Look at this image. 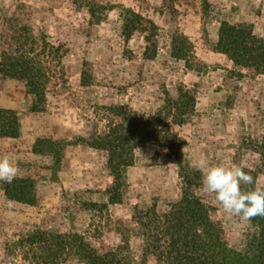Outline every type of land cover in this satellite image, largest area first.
<instances>
[{"label": "rangeland", "instance_id": "374dc122", "mask_svg": "<svg viewBox=\"0 0 264 264\" xmlns=\"http://www.w3.org/2000/svg\"><path fill=\"white\" fill-rule=\"evenodd\" d=\"M87 1L92 0H0V31L2 19L20 4L23 23L34 33L45 28L49 42L62 47L64 66L60 69L53 58L46 102L37 111L31 109L34 97L24 81L0 73V107L15 110L19 120L18 137L0 138V157L7 156L18 168L17 177L31 178L38 194L35 205L9 200L0 181V264L12 260L4 252L6 245L40 224L84 233L94 246H116L121 241L118 220H130L145 203L166 209L180 198L177 149L154 139L136 145L133 164L122 177L121 200L110 202L114 178L105 167L104 152L90 143L118 119L111 106L165 118L178 89L191 90L194 110L184 124H171L183 143L176 152L179 160L194 170L201 158L213 166L241 165L264 189L256 151L264 135V75L235 66L215 50L223 21L246 24L264 38V0H93L107 7L97 11L99 19L91 16ZM126 8L159 27L150 41V31L139 29L125 40ZM179 33L194 44L193 69L171 55ZM39 138L56 143L60 164L36 151ZM196 189L221 222L228 244L245 250L254 227L239 217L226 218L214 195L204 192L202 178ZM131 228L127 254L141 264L144 235L137 224Z\"/></svg>", "mask_w": 264, "mask_h": 264}, {"label": "trees", "instance_id": "16d2710c", "mask_svg": "<svg viewBox=\"0 0 264 264\" xmlns=\"http://www.w3.org/2000/svg\"><path fill=\"white\" fill-rule=\"evenodd\" d=\"M87 4L93 18L99 19L97 11L107 8L105 4L93 0L87 1ZM19 6L17 4L16 10L2 19L5 26L0 31V73L24 81L27 92L34 97L31 109L37 111L46 102L53 58L58 60L60 69H64L63 50L61 46L49 42L45 28L34 33L28 23H23ZM125 10L128 15L123 28L125 40L139 29L142 32L150 31L151 35L146 36L150 41L159 28L156 23L131 8ZM215 50L225 54L235 66L264 75V38L257 36L246 24L223 21ZM171 55L182 60L188 68H194L190 61L195 58L194 44L185 34L179 33L174 37ZM169 102L171 106L167 108L165 118L111 106L112 114L118 119H113L107 125V130L93 137L90 144L104 152L105 167L114 178L109 200L117 203L121 200L119 190L122 177L133 164L136 145L148 140H166L168 148L177 149L175 156L181 181L180 198L168 204L166 209H159L157 202L148 206L145 203L135 208L130 220H118L116 230L121 234V241L116 246H94L84 233L62 231L40 224L6 245L4 252L12 258L9 264H66L71 260L84 264H134L127 254L132 224H137L144 235L141 264H148L149 259H153L154 264H264V217L251 221L255 230L245 250L231 247L221 222L213 218L210 206L197 192L196 187L202 178L200 171L183 165L177 156L176 152L183 148V143L175 138L171 124L185 123V116L195 107L194 93L180 87L177 99ZM18 135L17 112L0 107V138H15ZM35 149L39 153L52 155L60 164L61 151L50 138H39ZM256 151L261 157L264 172V135L257 143ZM245 172L252 175V171ZM253 178L256 180L255 176ZM1 183L7 199L29 205L37 203V189L31 178L17 177L11 184ZM241 187L247 190L256 187V184ZM14 257H20L21 261H14Z\"/></svg>", "mask_w": 264, "mask_h": 264}, {"label": "clouds", "instance_id": "9594fccd", "mask_svg": "<svg viewBox=\"0 0 264 264\" xmlns=\"http://www.w3.org/2000/svg\"><path fill=\"white\" fill-rule=\"evenodd\" d=\"M196 168L202 173L204 192L214 195L226 218L239 217L241 222L251 225L254 218L264 217V189L257 186L242 190L241 185L253 186L258 183L244 171L243 166H213L207 159L201 158ZM17 174L18 168L10 159L7 156L0 157V181L11 184Z\"/></svg>", "mask_w": 264, "mask_h": 264}]
</instances>
